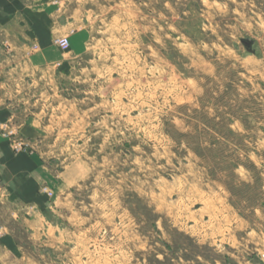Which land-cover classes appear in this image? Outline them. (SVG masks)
<instances>
[{"label": "rangeland", "instance_id": "1", "mask_svg": "<svg viewBox=\"0 0 264 264\" xmlns=\"http://www.w3.org/2000/svg\"><path fill=\"white\" fill-rule=\"evenodd\" d=\"M49 1L75 50L9 127L64 180L9 264H264V0Z\"/></svg>", "mask_w": 264, "mask_h": 264}, {"label": "crops", "instance_id": "2", "mask_svg": "<svg viewBox=\"0 0 264 264\" xmlns=\"http://www.w3.org/2000/svg\"><path fill=\"white\" fill-rule=\"evenodd\" d=\"M65 26L49 0H0V264H9V258L20 253L21 243L45 231L48 193H56L64 180L62 172L47 165L38 143L40 127L30 118L18 129L9 127V72L15 73L20 61L22 71L31 65L65 63L75 50L74 38L68 37L69 51L60 50L54 42ZM9 128L25 139L24 147H15L3 134Z\"/></svg>", "mask_w": 264, "mask_h": 264}, {"label": "built area", "instance_id": "3", "mask_svg": "<svg viewBox=\"0 0 264 264\" xmlns=\"http://www.w3.org/2000/svg\"><path fill=\"white\" fill-rule=\"evenodd\" d=\"M55 43L61 47V48H66L69 46V40L67 36H60L58 38L55 39ZM3 134L10 137L12 140V144L15 147H24L26 145L25 140L20 137L14 130H12L11 128L9 129H4L3 130ZM45 190V188H44Z\"/></svg>", "mask_w": 264, "mask_h": 264}, {"label": "water", "instance_id": "4", "mask_svg": "<svg viewBox=\"0 0 264 264\" xmlns=\"http://www.w3.org/2000/svg\"><path fill=\"white\" fill-rule=\"evenodd\" d=\"M244 43H245V45L248 47V50H249L250 52H254L253 49L250 48L252 42H251L249 39H245V40H244Z\"/></svg>", "mask_w": 264, "mask_h": 264}]
</instances>
